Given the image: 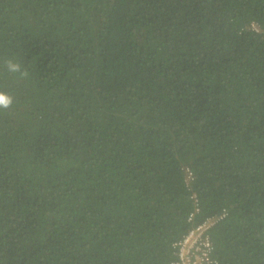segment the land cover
<instances>
[{
    "label": "trees",
    "instance_id": "trees-1",
    "mask_svg": "<svg viewBox=\"0 0 264 264\" xmlns=\"http://www.w3.org/2000/svg\"><path fill=\"white\" fill-rule=\"evenodd\" d=\"M0 91V264H264V0H0Z\"/></svg>",
    "mask_w": 264,
    "mask_h": 264
},
{
    "label": "built area",
    "instance_id": "built-area-1",
    "mask_svg": "<svg viewBox=\"0 0 264 264\" xmlns=\"http://www.w3.org/2000/svg\"><path fill=\"white\" fill-rule=\"evenodd\" d=\"M251 27L256 31H262V27L257 22H252ZM186 181L190 182L194 178L193 171L190 167L185 168ZM194 206L189 212L187 220L194 222V216L200 211L197 205V196L191 195ZM228 210L223 208L219 212L206 215L198 222L192 225L182 234V236L173 243L175 259L171 264H212L216 262L213 254L214 244L211 237V229L227 215Z\"/></svg>",
    "mask_w": 264,
    "mask_h": 264
},
{
    "label": "clouds",
    "instance_id": "clouds-1",
    "mask_svg": "<svg viewBox=\"0 0 264 264\" xmlns=\"http://www.w3.org/2000/svg\"><path fill=\"white\" fill-rule=\"evenodd\" d=\"M5 66L9 73H13V74L18 73L21 78H25L28 76V72L22 69L19 62L13 61L12 59H8L5 61ZM11 103H12V97L3 91H0V107L8 108L11 105Z\"/></svg>",
    "mask_w": 264,
    "mask_h": 264
}]
</instances>
